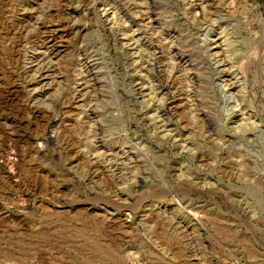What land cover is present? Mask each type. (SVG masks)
Returning a JSON list of instances; mask_svg holds the SVG:
<instances>
[{
	"label": "rangeland",
	"instance_id": "1",
	"mask_svg": "<svg viewBox=\"0 0 264 264\" xmlns=\"http://www.w3.org/2000/svg\"><path fill=\"white\" fill-rule=\"evenodd\" d=\"M0 264H264V0H0Z\"/></svg>",
	"mask_w": 264,
	"mask_h": 264
},
{
	"label": "bare ground",
	"instance_id": "2",
	"mask_svg": "<svg viewBox=\"0 0 264 264\" xmlns=\"http://www.w3.org/2000/svg\"><path fill=\"white\" fill-rule=\"evenodd\" d=\"M175 3V2H174ZM177 5V4H176ZM202 10H203V8H201ZM201 14V13H200ZM151 20H152V18H151ZM196 34V33H195ZM208 56V55H207ZM180 60H183V62H190L189 60H187L186 59V57H184V56H180ZM208 61L209 62H211V66L210 67H213V68H216V67H218V65L220 64V63H222V61L220 62V61H218V60H216V58H214V57H211V55L209 54V58H208ZM151 66H156V63H154V61L152 62V64H151ZM159 67V66H158ZM155 69V68H154ZM218 69V68H217ZM153 70V69H152ZM156 71V70H155ZM220 71V70H219ZM219 71H217V73H219ZM223 73V72H222ZM221 74V73H220ZM226 75V74H225ZM161 76V75H160ZM223 76V75H222ZM157 78V77H156ZM159 79H160V77H158V79H157V82H158V84L160 85L159 86V88L162 90V91H164L165 90V87L166 86H162L161 84H160V81H159ZM236 81V80H235ZM162 82V81H161ZM166 84V83H165ZM236 84V82H232V83H230V84H227V85H224L222 88L224 89L223 90V93H225L226 91V88H230V87H233L234 85ZM238 87V86H237ZM170 90V89H169ZM220 90V89H219ZM131 92L132 93H130V94H132L131 96L136 100V97H137V95H139L137 92H138V90L134 87L133 88V90H131ZM167 94H169V91L167 90V92H166ZM231 99V98H230ZM233 113V112H232ZM164 116L165 117H167V118H165L164 119V121H165V123H168V125L169 124H171V121H172V117H173V112L168 108L165 112H164ZM165 126H166V124H165ZM164 126V127H165Z\"/></svg>",
	"mask_w": 264,
	"mask_h": 264
}]
</instances>
